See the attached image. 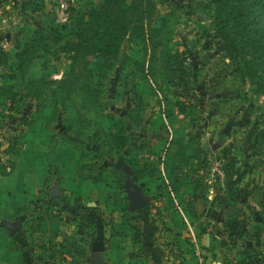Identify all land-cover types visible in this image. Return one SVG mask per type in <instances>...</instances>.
<instances>
[{
  "label": "crops",
  "instance_id": "obj_1",
  "mask_svg": "<svg viewBox=\"0 0 264 264\" xmlns=\"http://www.w3.org/2000/svg\"><path fill=\"white\" fill-rule=\"evenodd\" d=\"M12 50L4 52L11 56L15 46ZM4 79L0 77V84ZM21 80L19 75L6 79L13 91L0 92L3 110L10 112L0 117L4 131L10 126L0 143V264H24L22 250L29 264H93L96 256L101 264H220L212 249L218 240L213 229L224 228V221L219 208L199 193L195 172L184 168L188 174L174 193L163 186L165 178L159 179L154 172L138 178L140 183L150 179V197L140 190L150 207L145 209V204L139 211L128 210L123 184L134 176L122 157L116 156L125 154L129 143L122 152L102 154L109 130L102 122L111 123L124 111L113 116L101 108L53 109L43 95L20 94ZM27 80L33 79L22 83ZM21 98L38 101L40 106L10 108L11 102ZM184 104L187 107L181 111L174 104L168 108L167 118L176 123L166 128L159 124L161 111L150 107V163L160 166L159 170L161 164L156 161L162 158L171 130L189 131L197 141L209 133L210 129L193 124L182 127L189 109ZM9 118L14 125L5 124ZM202 146L205 153L210 150V145ZM118 169L124 173L119 187L113 172ZM206 189L208 196L211 188ZM121 190L124 207L116 200L117 194L121 198ZM44 212L47 214L40 218ZM140 212H147L155 221L151 236L135 240L133 226L143 225ZM105 217H113L112 222L104 221ZM14 223L17 230L10 233L7 226Z\"/></svg>",
  "mask_w": 264,
  "mask_h": 264
},
{
  "label": "rangeland",
  "instance_id": "obj_2",
  "mask_svg": "<svg viewBox=\"0 0 264 264\" xmlns=\"http://www.w3.org/2000/svg\"><path fill=\"white\" fill-rule=\"evenodd\" d=\"M81 1L85 2H1L0 50L11 53L15 44L26 40L35 28H42L40 26L50 18L53 22L63 24L64 28L60 32L62 35L67 34L70 28V13ZM214 9L215 5L210 0H160L155 5L156 25L160 24L166 31L164 39L168 43L171 58L183 62L186 68L183 78L186 77L188 85L185 88L173 86L178 79L171 75L170 67L164 70L165 79L161 85V94H151L142 79L131 76L130 59L121 67L117 65L112 70H104L99 66V59L92 57L90 68L94 79L101 82L105 97L98 108L113 116L119 115V111H124L121 118L128 135L129 149L125 147V154L119 153L116 158L122 157L124 164L132 170L140 190L149 197L150 179L140 183V176L133 166L150 169V107L155 109L154 111H161L159 124L166 128L176 121L167 118L168 114L161 109L165 111L177 99L182 105L184 102L188 104L189 109L183 117L182 127L187 129L193 124L202 130L210 129L204 139L197 141L199 161L189 160L185 169L189 168V171L195 172L199 193L219 208V215L224 221V228L213 229L214 236L218 237L212 247L215 250L214 256L220 264H264V95L252 91L253 84L249 82L241 60L225 48L223 42L214 35L211 26ZM62 45L63 42L49 45V50L44 56L27 61L19 73L22 80H42L43 83L40 82L37 88L40 93L54 87L55 81L61 79L69 64L70 53L62 52ZM120 49L131 59L141 57L139 44L133 40H124ZM244 55L248 57V53ZM258 63L253 61L252 66L257 75H262ZM4 73L8 71L1 66L0 77ZM22 80L19 86L24 85ZM17 90L21 94L24 89ZM162 96H165L164 100ZM19 104L26 109L40 106L38 101L21 98L11 102L10 108L13 109ZM184 107L187 105L184 104ZM3 109L0 101V111ZM9 113L3 110L0 117ZM127 113L132 115L131 119L124 117ZM6 120L5 124L15 123L10 118ZM102 123L109 125L108 120ZM9 127L5 126V131L4 127H0V143L3 142L2 136ZM184 133L189 131L171 130L170 136L177 137ZM205 143L210 145L207 153L202 146ZM102 151L103 154L105 148ZM103 156L105 160V155ZM214 159L220 161L223 176L221 180L207 183L209 164ZM159 167L155 168L154 174L162 178L164 172L163 169L159 170ZM186 172L181 171L183 179H186ZM207 187L211 188V193L205 196ZM119 197L117 194L116 200L119 199V203L124 207L126 201L123 191L121 198ZM149 207L150 201L145 209ZM112 218L105 217L104 221L110 222Z\"/></svg>",
  "mask_w": 264,
  "mask_h": 264
},
{
  "label": "trees",
  "instance_id": "obj_3",
  "mask_svg": "<svg viewBox=\"0 0 264 264\" xmlns=\"http://www.w3.org/2000/svg\"><path fill=\"white\" fill-rule=\"evenodd\" d=\"M5 0H0V3ZM82 4L72 9L69 19V30L62 35L63 24L49 19L42 28H35L34 32L22 43L15 44L13 55L0 50V64L5 66L8 73L2 78L11 79L18 76L25 63L31 59L44 56L49 45L63 42L61 51L69 54V64L61 79L55 81L54 87L44 92L37 91L42 80H27L22 89L25 95L40 97L48 107L55 109L66 107L79 110L98 108L104 102L101 82L94 79L90 68L92 57L99 59V66L104 70L120 67L128 59L132 65L131 76L143 80L151 94H161V85L165 79L164 70L170 67V73L177 78L173 86L188 85L183 73L184 63L172 60L168 43L164 39L165 30L160 24L156 25L154 18L155 5L160 0H100L92 2L84 0ZM215 5L211 16V26L214 35L218 37L245 66V74L253 84L254 93L264 95V0H210ZM135 41L139 44L141 57L130 58L121 51L122 42ZM248 53V57H245ZM8 59L10 62L7 64ZM253 61H258L261 74L257 75L253 69ZM0 84V92H12V86L6 82ZM6 82V83H5ZM162 100L165 96L161 97ZM179 111L184 105L180 101L173 102ZM162 112L168 114V109ZM127 113L124 117L131 119ZM108 133L102 142L105 153H119L128 141L125 133L124 121L121 117L109 123ZM197 138L192 133L171 137L162 149V158L157 160L163 169V177L171 192H176L183 179V169L188 167L189 160L199 161ZM134 171L140 177L155 172V163H150V169L136 168ZM183 168V169H182ZM114 182L119 187L124 173L121 169L114 170ZM160 179V177H159ZM48 202H44L47 205ZM140 209L136 210L139 211ZM47 213H41L40 218ZM143 225L133 226L134 239L151 236V228L155 218L147 212L139 213ZM147 226V229H146ZM22 246L25 245L19 239ZM24 264L26 252L22 250Z\"/></svg>",
  "mask_w": 264,
  "mask_h": 264
},
{
  "label": "water",
  "instance_id": "obj_4",
  "mask_svg": "<svg viewBox=\"0 0 264 264\" xmlns=\"http://www.w3.org/2000/svg\"><path fill=\"white\" fill-rule=\"evenodd\" d=\"M134 180V177H130V179L126 178L123 184V189L126 193L127 209L130 211L138 210L147 203V199L141 194L140 188L134 183ZM7 229L10 233H14L17 230V224H11L7 226ZM93 264H101L97 256L94 258Z\"/></svg>",
  "mask_w": 264,
  "mask_h": 264
},
{
  "label": "built area",
  "instance_id": "obj_5",
  "mask_svg": "<svg viewBox=\"0 0 264 264\" xmlns=\"http://www.w3.org/2000/svg\"><path fill=\"white\" fill-rule=\"evenodd\" d=\"M223 172L221 169V163L219 160H212L209 164V169L207 173V183L215 180H221Z\"/></svg>",
  "mask_w": 264,
  "mask_h": 264
},
{
  "label": "flooded vegetation",
  "instance_id": "obj_6",
  "mask_svg": "<svg viewBox=\"0 0 264 264\" xmlns=\"http://www.w3.org/2000/svg\"><path fill=\"white\" fill-rule=\"evenodd\" d=\"M47 205L51 206V205H53V204H52L51 202H48ZM47 205H46V206H47Z\"/></svg>",
  "mask_w": 264,
  "mask_h": 264
}]
</instances>
